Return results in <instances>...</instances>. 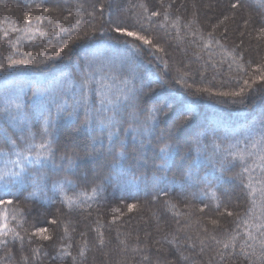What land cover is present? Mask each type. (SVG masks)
<instances>
[{"label":"trees","instance_id":"16d2710c","mask_svg":"<svg viewBox=\"0 0 264 264\" xmlns=\"http://www.w3.org/2000/svg\"><path fill=\"white\" fill-rule=\"evenodd\" d=\"M87 1L0 0V150L15 160L9 140L34 134L54 153L12 186L0 264H264V7ZM82 137L89 152L63 159Z\"/></svg>","mask_w":264,"mask_h":264},{"label":"snow or ice","instance_id":"6c2138e0","mask_svg":"<svg viewBox=\"0 0 264 264\" xmlns=\"http://www.w3.org/2000/svg\"><path fill=\"white\" fill-rule=\"evenodd\" d=\"M257 2L262 7H264V0H257ZM141 7L144 9L145 12H147L146 6L141 5ZM232 7L233 8L238 7V3L233 4ZM44 11L49 12L50 9H44ZM101 11H102V8H101ZM26 15L31 16L32 13L29 12ZM159 15H160L159 12H152L150 14V16L148 17V19H151V17H155V16H159ZM167 18L168 17L165 14V19H167ZM61 31H67V29H61ZM111 31H113L116 34H119L123 37L132 38L133 41H139L142 43V45H152L153 47H158L157 45H153V41L151 39H149L146 35H142L138 31L129 30L128 27L121 26V25H119V23H117V25L114 28H112ZM262 31H264V30H262ZM41 35H43V33H41ZM57 35H59V32L57 33ZM126 43H127V41H126ZM128 50L129 51H133V50L139 51V48L136 47L135 43H132L129 45ZM159 50L162 51V49H159ZM14 63H24V61H19V62L13 61V64ZM9 67H11V65H9ZM259 79L261 81H264V75H261L259 77ZM244 83L247 85L248 81H244ZM87 84H88V80L85 79L83 82V86L86 87ZM243 92H244V89L241 88L240 92L232 93V95L238 96V95H241ZM225 95H227V93H225ZM81 99L82 100L86 99V97L82 95ZM125 99H128V97L126 96ZM104 102H105L104 100L101 101L102 104ZM5 103H6L5 111H8L11 108V103L7 99H6ZM108 103H112V101L109 100ZM165 106H166V103H159L158 102V107H156L153 111H156V112L163 111ZM19 107H20V105L16 104V108L18 109ZM170 111H171V109H170ZM186 112H188V110L186 108H180V109L175 110V114H174L172 122H171V128L180 129L189 121L190 114L186 115ZM116 115H117V110H114L112 116L103 117L101 119L100 123L101 124H108V125H111L113 123H117L118 121L116 120ZM150 115H151V113H150ZM45 133H47V129H45ZM9 143L12 146V151L16 155L15 160H9L8 159V153L4 152L3 150H0V155H3V157L5 159V167H4V169L0 170V191H3L5 196L14 195V193L12 191V186H15L16 184H22L23 183V178L31 171L30 169L27 168V165L34 164V163H40L41 157H43L45 155L50 156V155L54 154L51 151L50 144H47L44 142L36 143L34 134L26 141V143L22 149H18V146L16 145L15 141L9 140ZM257 144H264V131L261 132L259 140L255 141V143H253L252 146L256 147ZM167 148H168V144H164L161 147L160 151L166 152ZM121 155H123V153L118 152L115 154V156L113 157V163L114 164L116 162H118V158ZM9 163L12 165V168H9L7 166ZM166 164H167V160H163V162L160 165H157V167L162 169L166 166ZM14 169H18V170H14ZM153 187H156L155 182L153 183ZM99 189H100V185H97L96 188H93L92 189L93 194H95ZM12 204H13L12 199H5L4 196H0V206L12 205ZM135 207H136L135 204H129L128 205L129 211H131ZM116 211H119V209H116ZM228 214L231 215V213H228ZM6 217H7V213H5L4 218L6 219ZM52 223H56V221H52ZM213 223H216V221H213ZM262 226H264V225H262ZM3 228H7L6 223L3 225ZM36 232L43 235L44 233L47 232V229L38 228V229H36ZM14 235L17 238L23 240V237L19 236V233H14ZM43 238L44 239H51V237H49L47 235H44ZM232 239H234V238H232ZM100 243L101 244L103 243L102 236L100 239ZM262 243H264V242H262ZM224 247L227 248L228 244H225Z\"/></svg>","mask_w":264,"mask_h":264},{"label":"rangeland","instance_id":"374dc122","mask_svg":"<svg viewBox=\"0 0 264 264\" xmlns=\"http://www.w3.org/2000/svg\"><path fill=\"white\" fill-rule=\"evenodd\" d=\"M85 1H87V0H85ZM186 108L190 109V108H192V106L191 105H186ZM215 116L217 117V115H215ZM83 139H84V137L80 138L79 140L68 141L67 145H65V149L66 150L72 149L73 151L71 153H68V154L62 151L63 159H68V160L69 159H73V158L76 159V156H78L76 154V150H79V151L82 150L81 152H87L88 153L90 148L85 146V143H83L84 142ZM7 166L9 168H12V165L10 163ZM4 167H5V164L0 165V170L4 169ZM14 170H18V169H14ZM0 196H4L5 199H9V196H5L3 191H0ZM8 210H9V205L0 206V231L3 229V225L7 222V219H8V216H9L8 215ZM5 213H7L6 219L4 218Z\"/></svg>","mask_w":264,"mask_h":264}]
</instances>
